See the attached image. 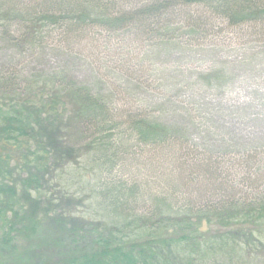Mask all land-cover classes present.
I'll return each mask as SVG.
<instances>
[{
	"label": "trees",
	"instance_id": "trees-1",
	"mask_svg": "<svg viewBox=\"0 0 264 264\" xmlns=\"http://www.w3.org/2000/svg\"><path fill=\"white\" fill-rule=\"evenodd\" d=\"M193 5L229 25L264 24V0H0V42L36 51L54 37L71 48L99 29L166 44L178 36L174 16ZM62 60L28 75L0 65V264H234L250 249L255 260L264 255V195L236 198L218 161L185 134L132 114L121 121L105 94L72 82ZM141 165L154 170V187L135 179ZM208 224L236 226L225 235L237 246L227 249L224 234L209 240Z\"/></svg>",
	"mask_w": 264,
	"mask_h": 264
},
{
	"label": "rangeland",
	"instance_id": "rangeland-1",
	"mask_svg": "<svg viewBox=\"0 0 264 264\" xmlns=\"http://www.w3.org/2000/svg\"><path fill=\"white\" fill-rule=\"evenodd\" d=\"M174 17L178 36L166 44L155 43L149 39L152 35L139 40L128 32L109 35L94 29L90 38L68 44L71 48L54 37L36 51L0 42V65L7 60L28 75L51 72L65 59L72 82L105 94L121 121L132 114L181 131L204 157L218 161V179L230 184L236 198L264 195V24L229 25L200 5L185 7ZM160 159L168 166L164 157ZM134 171L136 180L156 185L153 169L141 165ZM222 228L208 224L207 238L224 234L226 248L234 249L237 245L225 233L237 227ZM256 236L248 240L252 243ZM260 238L264 242V233ZM247 249L245 244L244 252ZM261 252L255 260L256 252L250 249L245 261L234 264H264Z\"/></svg>",
	"mask_w": 264,
	"mask_h": 264
}]
</instances>
